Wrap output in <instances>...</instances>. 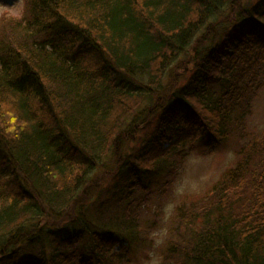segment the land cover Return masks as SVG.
<instances>
[{
  "label": "trees",
  "instance_id": "1",
  "mask_svg": "<svg viewBox=\"0 0 264 264\" xmlns=\"http://www.w3.org/2000/svg\"><path fill=\"white\" fill-rule=\"evenodd\" d=\"M24 5L0 25V264H126L163 194L165 264H264V0ZM227 141L218 180L171 198L192 152Z\"/></svg>",
  "mask_w": 264,
  "mask_h": 264
},
{
  "label": "rangeland",
  "instance_id": "2",
  "mask_svg": "<svg viewBox=\"0 0 264 264\" xmlns=\"http://www.w3.org/2000/svg\"><path fill=\"white\" fill-rule=\"evenodd\" d=\"M246 1H250V0H246ZM25 2L26 0H0V25L1 24H5L8 21V18H19L22 16V14H24L25 11ZM232 16H226L225 18H223V24L222 25H228L232 20H231ZM221 26V25H220ZM217 26V27H220ZM186 61V60H185ZM185 61L183 62V66L180 67V69L178 68V70L176 69V67L174 66L172 70H170L171 72L169 73V81L168 83H166L167 85L171 84V81L173 80V76L175 74V71L178 72L179 74H186L187 73V69L185 72V69H182L184 66V68H191V65H187V63H185ZM180 63V64H179ZM179 65H182L181 62H179ZM177 64V65H178ZM183 77H179L177 79V81L174 82L172 89L176 88L178 85H180L182 83L181 80H183ZM180 80V81H179ZM173 83V82H172ZM145 107V105L143 106V108ZM142 108V109H143ZM255 120L257 122H262L264 121V93L261 95V98L258 99L255 102ZM154 118V116L152 117ZM138 126V125H137ZM144 128V126L142 127H138L136 130V132L134 133V135H132V137H128L124 136V144H123V153H125V151L129 150V149H136V147H138L141 143V141L144 139V135L146 134L145 130L142 129ZM233 142L231 141H227V143L222 144V145H218L215 146L213 148H207L204 146H200L197 151H193L192 154L186 159V164L183 166V170L180 173V175H178L179 179L176 181L175 186L173 188V191L175 194L171 195V198H177V196L182 195L186 192H202L204 191L207 187H210L214 181L218 180L221 171L230 163L233 162ZM181 176V177H180ZM108 178H110L107 175V172H103L102 173H98L96 174V177L93 179V183H97V184H101V185H105ZM96 180V181H95ZM159 190V188L157 189V191ZM157 194V192H156ZM165 197H167V195L163 194V197L160 196H156L152 198V205H150V213L146 214V217L152 218V216L154 217V219L156 218V227H158V229L155 228V231L150 232V237L155 238L154 241V245L152 244V246H149L148 244L142 246L135 254H132L130 256V259L128 262H126V264H152L153 259H157L159 261V264H165L164 261H162V258L160 257L159 253H158V247L157 244L159 242H162L164 239V235L168 232L169 228V218H171V215L167 212L165 216H163V218H161L160 216H155L153 214V208L160 204L162 206L163 202L165 201ZM181 197H178V200ZM171 199L167 204L166 208L170 207V202ZM170 215V216H169ZM151 244V242H150ZM161 243L158 244V246Z\"/></svg>",
  "mask_w": 264,
  "mask_h": 264
},
{
  "label": "clouds",
  "instance_id": "3",
  "mask_svg": "<svg viewBox=\"0 0 264 264\" xmlns=\"http://www.w3.org/2000/svg\"><path fill=\"white\" fill-rule=\"evenodd\" d=\"M152 264H159V261L157 259H153Z\"/></svg>",
  "mask_w": 264,
  "mask_h": 264
}]
</instances>
